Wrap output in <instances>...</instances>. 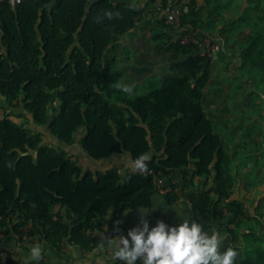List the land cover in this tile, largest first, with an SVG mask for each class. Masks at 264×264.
<instances>
[{
	"label": "trees",
	"instance_id": "obj_1",
	"mask_svg": "<svg viewBox=\"0 0 264 264\" xmlns=\"http://www.w3.org/2000/svg\"><path fill=\"white\" fill-rule=\"evenodd\" d=\"M170 1L163 0V7ZM140 18V7L128 0H0V236L7 230L20 243L36 239L56 253L66 247L92 252L103 244L96 232L105 227L112 237L127 236L125 211L151 209L156 195L174 205L179 196L172 173L181 171L191 182L211 180L193 194L191 220L209 234L216 222L227 232L229 245L219 250L233 247L234 264H262L256 249L233 244L237 237L241 243L254 239L255 230L244 203L230 201L235 176L226 174L228 154L203 105L210 58L182 37L161 42L155 32L154 49L170 52L172 76L146 94L122 90L118 60L107 53L115 35L132 32ZM159 24L172 28L163 18ZM263 40L260 34L247 40L244 66L260 67ZM28 124L47 128L60 145L44 144L41 132ZM80 129L79 146L101 163L126 152L135 160L153 151L148 171L82 170L65 149L77 142ZM229 215L234 219L219 222ZM263 217H255L258 224ZM235 223L243 224L238 234ZM5 258L23 264L0 237V264ZM27 264L49 262L41 255Z\"/></svg>",
	"mask_w": 264,
	"mask_h": 264
},
{
	"label": "rangeland",
	"instance_id": "obj_2",
	"mask_svg": "<svg viewBox=\"0 0 264 264\" xmlns=\"http://www.w3.org/2000/svg\"><path fill=\"white\" fill-rule=\"evenodd\" d=\"M149 2L140 5L141 18L137 27L128 34L115 35L108 50V55L117 58L118 70L124 75L121 86L132 88L131 93H128L130 96L146 94L151 87L172 76L169 68L170 52H157L154 49L151 35L155 32L162 34L161 42H166L169 36L177 39L189 34L200 39L219 40V50L209 52L211 77L204 89L203 105L216 133L223 140L229 159L228 174L231 177L235 173L243 175L254 186L259 182L262 187L259 189L264 192V55L258 69L242 63V48L247 45V40L253 34H260L264 38V0H171L166 8L163 7V0ZM169 9L180 11L179 21L173 24L168 22L166 13ZM161 18L172 28H162L159 24ZM205 51L198 49L197 52L204 55ZM15 121L20 124L24 120ZM27 126L36 130L31 124ZM36 131L43 135L44 144L60 145L47 128H38ZM82 134L83 129H80L77 142L65 147L70 158L78 162L84 171H103L106 164L90 158L79 146ZM127 173L126 168L121 170L122 175ZM261 197H264V193L259 199L262 200V206L259 205L260 201L255 203V194L249 196L250 202H247L244 212L247 222L255 230V236L254 239L248 236L242 242L246 245L245 251L256 249L255 257L263 260L264 264V237L261 235L264 232L261 233L262 228L255 219L259 213H264V199ZM261 220L264 221V218ZM242 226L235 223L232 227L238 234ZM4 231L5 234L0 237L4 240V248L13 254L14 259L23 264L32 261L31 248L39 244L38 240L32 239L31 243L26 237L25 242L20 243L18 238ZM96 235L101 238V230ZM237 239L241 243L239 237ZM121 262L112 258L108 264ZM3 264L10 262L5 258Z\"/></svg>",
	"mask_w": 264,
	"mask_h": 264
},
{
	"label": "clouds",
	"instance_id": "obj_3",
	"mask_svg": "<svg viewBox=\"0 0 264 264\" xmlns=\"http://www.w3.org/2000/svg\"><path fill=\"white\" fill-rule=\"evenodd\" d=\"M122 90L131 93L132 88L124 86ZM150 159V155L144 153L135 160L129 158L127 163L133 172L145 173ZM150 214L140 209L142 227L130 229L127 237L106 238L108 247L114 249L116 259L124 264H136L138 260H142L143 264H234L238 253L233 247H228L223 253L219 250L225 239L220 232L213 230L209 234L203 231L201 224L188 219L171 228L158 221L149 230L144 217ZM41 255V245L31 248V259L38 261Z\"/></svg>",
	"mask_w": 264,
	"mask_h": 264
},
{
	"label": "crops",
	"instance_id": "obj_4",
	"mask_svg": "<svg viewBox=\"0 0 264 264\" xmlns=\"http://www.w3.org/2000/svg\"><path fill=\"white\" fill-rule=\"evenodd\" d=\"M128 1H131L132 3L138 5L139 7H141L142 5L144 6L145 3L146 4L150 3L149 0H128ZM150 1L152 2V0ZM149 155L150 157H152L154 155V152L153 151L149 152ZM129 158H131V155L126 152L124 155H121V156L117 155V156L112 157L110 160H104L103 163L106 164V167L101 172H105L106 170L115 167V168H118L120 173L123 168H126L128 173H131L133 171L130 169L127 163ZM114 162L118 163L119 165H116ZM227 171L228 169L226 168V174L228 173ZM172 176H173L172 183L174 184L175 191L179 196L178 201L174 205L169 206L165 202L163 197H161L160 195H156L153 197L151 209H146V208L141 207V208L129 209L125 211L124 216H125V222H126L128 231L137 226L142 227L140 209L151 212L150 215H146L144 217V219L147 220L149 224V230L155 227L158 221H163L166 225L169 226V228L178 226L185 219L192 221L190 218L191 212H192L191 198L193 194L200 191L201 188L208 187L211 184V180L198 179L196 177V178H193L191 182V180H189L188 178L187 180L183 177L181 171L173 172ZM259 188L260 189L262 188L259 182L254 186V184L251 181H249L246 177H244L243 175L236 174L235 178L232 179V189L230 192V201L239 200L244 203L245 208H246L247 202H250L249 196L255 194V196L257 197L255 198V203H258L260 201L259 200L260 195L264 193L260 191ZM170 190H171V187L168 186V188L161 190V193H167ZM261 199H264V197L263 198L261 197ZM262 204L263 203L261 200L259 202V205L262 206ZM224 212L226 213V209H224ZM230 219H231V216L229 215L227 221ZM107 220L108 222H110V218H108ZM227 221L225 218V220H221L219 222L228 223ZM215 225L217 226V229H213V230H216L225 236V239L222 242L223 243L227 242L226 246H228L231 237H229L227 232L224 231V229L220 227L217 222ZM260 228H262L261 233H263L264 223L260 225ZM103 230H105V231H101V239L103 240V244L92 252H88V253L83 252L77 247H66L65 249L62 250V252L56 253L53 249L41 244L42 255L45 256L49 264L50 263L51 264H55V263L68 264L69 262L73 264H106V263L108 264V261L110 259L115 258V253H114L113 248L108 247L106 238L109 237V238L115 239L118 236L112 237L111 234H109V232L107 231L108 227H105ZM261 235L264 237V233ZM233 244L242 246V248H245L246 246L243 242L238 243L237 238H235ZM18 255L22 256L23 258H26L24 255H21V254H18ZM121 264H124V262L122 261Z\"/></svg>",
	"mask_w": 264,
	"mask_h": 264
},
{
	"label": "built area",
	"instance_id": "obj_5",
	"mask_svg": "<svg viewBox=\"0 0 264 264\" xmlns=\"http://www.w3.org/2000/svg\"><path fill=\"white\" fill-rule=\"evenodd\" d=\"M167 20L170 24L175 23L176 21H179V16H180V11L178 9H169L167 11ZM181 41L183 43H193L194 45L197 46L198 49H205L206 51L204 52V55L208 56L210 55V51L211 52H215L217 50H219L221 43L219 40H213L211 38H204V39H200L195 37L194 35H186V36H182ZM157 184L160 187V189H162L163 187V180L158 179L157 180ZM130 240V237H129ZM131 243V241H130Z\"/></svg>",
	"mask_w": 264,
	"mask_h": 264
}]
</instances>
